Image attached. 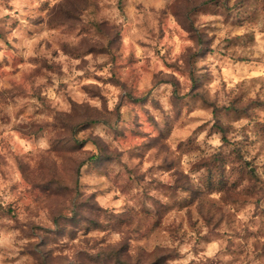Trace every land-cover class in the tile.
<instances>
[{
    "label": "rangeland",
    "instance_id": "obj_1",
    "mask_svg": "<svg viewBox=\"0 0 264 264\" xmlns=\"http://www.w3.org/2000/svg\"><path fill=\"white\" fill-rule=\"evenodd\" d=\"M50 0H46L43 8L47 9ZM142 5H136L139 10ZM110 4H102V0H64L60 6H54L49 12L46 29L53 33L49 38L41 40L34 47L36 55L25 57L21 52L26 48H17L15 45L24 44L26 39H31L36 31L25 28L19 20H12L7 31L0 29V41L4 42V47H0V52L4 55L0 58V165L8 166L11 160L16 169L20 172L23 184H11L8 189L10 195L19 194L20 204L24 206V211H28L33 205L47 208L53 215V222L58 225V230L51 233L45 231V240L48 243L60 248L69 249V245H60V240L68 237L75 240L82 232L85 238L95 231H120L125 234V239L117 246H111L96 251L72 246L71 250L77 258V264H166L169 259H182L183 257L176 248L161 247L157 245L151 253L147 252L146 246L154 244L156 241L170 240H195L199 245L201 242L209 244L214 240L226 239L227 247L225 254L233 259L227 264H264V160L260 159L261 152H264V143L261 144V152H257L251 159L245 160V155H251L253 145L264 142V101L253 100L248 96V92L260 84L261 91H264V76H252L253 72H260L259 65L264 63L255 55L241 54V49L247 51L256 44L255 33H239V29L245 27L246 23H251L254 19V12L245 7L243 3L235 7L228 6V0H176L172 6V14L177 17L179 29L163 27L159 28L158 34H154L155 39L163 43L165 37L180 42L183 40L181 30L189 32L190 39H195L198 51L191 53L185 58V67L181 69L178 64H169L165 60L170 54L171 48L161 56V49H153L155 55L160 57L165 63V67L175 68L183 74L186 72L191 80L190 91L181 96L180 83L174 77L169 80H161L155 77L159 83L171 82L173 84V94L170 102L173 105L174 116L164 114L163 122H158L151 116L143 105L151 97V92L143 99L133 95L134 87H129L127 81L134 83L141 78L140 73L146 72L143 65L137 68L140 63L136 60L134 53H130L127 59L122 57V31L120 25L115 24L108 15L111 11ZM117 10L121 14H126L128 0H117ZM163 14V13H162ZM212 15L223 18V23L229 28V32L220 38V44L213 48V44L218 39L216 35L209 37V31L216 32L218 29L208 23L202 30L194 28L195 19L199 15ZM10 18L6 17L5 21ZM42 22V21H41ZM4 23V22H0ZM29 23L33 21L29 20ZM162 23V21H161ZM78 29V31H77ZM16 31L17 36H13L11 42L8 37ZM75 33L83 37L78 46H70L69 38ZM99 37V39H96ZM142 47H152L144 45L138 41ZM59 50V51H58ZM219 50L220 56L231 62L233 65H242L241 72H246L251 77L250 87L243 88L231 96L229 102L217 106L214 102L209 104L205 99L207 92H201L206 84H211L214 77L207 65L203 69H196L195 64L198 59H207L208 55L215 56ZM60 52L73 59H81V65H76L77 71L86 67L89 63L82 58L92 55L93 59L100 55H108L113 64V76L105 81L103 77L88 73L91 78L100 83H113L127 90L125 99L131 105L139 106V110L133 109L129 114V120L125 121L128 127L124 131H115V139L129 148L131 157H138L142 164L152 163L153 159L161 160L159 165L153 164L148 169V173L154 170L173 172L179 174L181 180L176 185L169 186L157 184L145 187L144 176L148 173H141L139 167L128 169L125 166L124 173H117L114 182L104 184L99 181V177L107 176L109 171L105 165L120 163L118 156L107 155L111 151L110 146H102L100 155H92L87 162L90 166L89 179L92 186L98 185L97 193L86 201L77 203L72 208V215H67V206L76 195L72 188V163L75 161L77 153L82 148L80 140H76L72 147L71 136L73 132L67 127L47 129L43 124H36L34 116L43 115L47 110L36 108L30 102L38 100L44 102L43 93L47 90L45 85L37 86V81L43 79L47 87L53 88L59 94V90L67 88L63 83L69 73L63 71V64L56 63ZM34 65V67H29ZM107 65H98V69ZM218 72L222 74L223 69L217 65ZM71 72V66L69 67ZM202 72V74H198ZM117 76L123 79H117ZM80 79V78H77ZM56 81H60L59 89L53 87ZM240 87V86H238ZM84 91L90 96L101 95L103 89L96 86H85ZM159 95V94H158ZM103 99V96H101ZM200 107L211 108L213 119L200 124L192 136L186 141H180L177 150L181 152L198 151L199 145L195 143L197 133L209 129V136L214 132L222 134L224 145L229 149L227 152L221 151L211 157L210 160L202 161L200 165L193 166L196 171L203 169L198 184H192L187 176L180 169L182 161L180 157H175L167 143L171 139L173 131L182 132L189 122H197L199 117H192L191 113L196 110L197 102ZM153 106L161 110L158 100L153 99ZM29 107L34 109L29 112ZM8 109H12L11 112ZM187 109V111H185ZM119 106L117 108V113ZM21 117L28 122L17 125L14 120ZM100 119L96 114H92L90 122L95 123ZM120 117L117 115V121ZM225 120L227 123H222ZM246 120L241 129L232 127L233 123ZM211 124V128H209ZM90 125H85V127ZM52 137L53 151L57 159L41 156L39 154L31 158L21 157L11 151V140H15L19 145L20 140L26 137L39 139L45 132ZM5 133H9L11 140ZM156 133V135H153ZM230 133H238L244 136V140L233 142L229 139ZM251 136H255L253 141ZM147 141V143H145ZM153 149L156 151L152 157L148 153ZM142 166V165H141ZM78 172V169H77ZM95 172V175L91 173ZM55 185V187H53ZM150 187H155L168 198V203H162L155 197L148 195ZM118 188L122 195L136 202L137 207H127L126 211L119 216L106 211L99 204L94 203V196L107 195ZM136 190L133 194V190ZM187 193V195H184ZM219 197L216 199L215 197ZM114 199H118L115 197ZM146 201L152 202V207H148ZM251 207L250 218L247 223L239 222L238 216ZM16 209L10 204L5 211L0 207V218L4 215L12 216ZM104 221H107L105 223ZM87 243V240L85 241ZM194 254L196 249L194 246ZM67 257H63L66 261ZM40 264H62V261L50 252L47 260ZM195 264V262H190ZM207 264H225L224 261H208Z\"/></svg>",
    "mask_w": 264,
    "mask_h": 264
},
{
    "label": "clouds",
    "instance_id": "obj_2",
    "mask_svg": "<svg viewBox=\"0 0 264 264\" xmlns=\"http://www.w3.org/2000/svg\"><path fill=\"white\" fill-rule=\"evenodd\" d=\"M45 2L46 0H0V22H4L0 23V29L7 31L12 20H19L20 24L25 28L36 31V34L31 39H26L24 44L15 45L17 48L27 49V51L20 53L25 57L36 55L33 49L38 42L53 35L46 29L47 18L52 7L62 5L64 0H50L47 9L43 8ZM175 3L176 0H128L126 14H121L116 8L117 0H102V4H110L112 6L111 11H107L106 15L115 24L123 28L122 57L127 59L130 53H134L136 60L140 62L137 68L143 65L147 69L146 72L140 73L141 78L138 82L134 83L132 80H128L127 83L130 88H135L133 95L139 99H143L151 92V97L143 105V108L161 123L164 120V114L169 117L174 116L173 105L170 102L174 88L171 82L159 83L155 77L158 76L161 80H169L174 77L180 83L179 94L181 96H185L190 91L191 80L186 72L181 74L175 68L165 67L164 61L155 55L153 49L159 47L161 56H163L164 52L169 50V48L165 47V45H168L171 51L165 57V60L169 64H178L181 69L185 67V58L191 53L198 51L196 40L188 38L191 34L183 30H181L183 40L180 42L168 39L167 36L163 43L155 39L154 34H158L160 27H163L165 31L169 27L179 29L177 17L171 11ZM240 3H243L245 7L250 8L254 12V19L251 23H246L245 27L240 28L238 31L240 34L246 32L255 33L256 39L255 46L247 51L241 49V54L255 55L261 61H264V0H228L229 7H235ZM136 5H142V7L137 10ZM6 17L10 19L5 21ZM29 20L33 21V23H29ZM210 22H216L212 26L218 29L216 32L209 31L207 34L209 37L213 35L218 37L213 44V48H216L220 44V38H223L229 32V28L224 25L222 17L203 14L199 15L198 19H195L194 28L200 31ZM17 35L18 33L13 31L11 36L8 37L9 41L11 42L12 37ZM81 39L83 37L73 33L69 38L70 46H78ZM96 39H99V37H96ZM138 41L152 47H142ZM0 47H4L3 41H0ZM189 49L191 53H189ZM3 55L4 53L0 52V58ZM82 59L89 63L86 67L77 71L75 66L81 65L82 60L73 59L60 52L56 63L63 64V71L69 73L63 81L67 88L59 90V94H57L53 88L47 87L45 80L40 79L37 81V86L45 85L47 89L43 93L44 102L43 104L38 100L30 102L36 108L48 106L43 115L33 117L36 124H43L47 129L56 130L61 127H67L73 132L70 138L71 146H75L76 140H80L83 145L77 153L71 169L73 191L81 195L74 196L68 204L67 215L69 217L72 215V208L77 203L86 201L98 191V185L92 186V182L89 179L91 170L87 160L92 155H100L102 146H110L111 151L106 154L118 156L120 161V163H116L113 160L112 163L105 165V168L110 171L107 176L99 177V181L104 184L114 182L117 173L125 172V166L128 169H136L137 166H140L139 171L141 173H148V169L153 164L159 165L162 163L161 160L153 159L152 163L142 164L138 157L130 158L129 148L114 138L116 134L114 130L124 131L128 127L125 121L129 120V114L133 109L138 111L139 106L129 104L126 99L123 103L121 102V98L126 97V89L113 83H100L87 75L88 73H94L96 76L103 77L105 81L109 80L113 76V71L111 70L114 67L109 62L110 57L108 55H100L93 59L92 55H87ZM105 64L107 66L103 67L102 70L98 69V65ZM205 65L209 67L214 77L211 84H206L204 89L200 90L202 93L207 92L205 99L209 104L214 102L217 106L227 104L231 96L239 92L241 87H250L251 77L248 73L240 71L243 66L233 65L228 60L223 59L219 54V50L215 56L208 55L207 59H198L195 67L200 70ZM217 65L223 69L222 74L218 72ZM70 66L71 72H69ZM29 67H34V65H29ZM259 67L261 71L253 72L252 76H264V63H261ZM198 74H202V72ZM117 79L122 80L123 78L117 76ZM59 83L60 81H56L53 87L59 89ZM85 86L100 87L103 92L98 96H90L88 92L84 91ZM257 93H259V99L264 101V91H261L260 84H256L248 92V96L255 100L257 99ZM101 96H103V99ZM153 99L158 100L161 110L153 106ZM199 105L200 102L198 101L197 108L191 113V116L201 119L197 122H189L182 132L173 131L171 139L167 141L174 156L181 158L182 168L180 171L188 177L192 184L199 183V178L204 171L203 169L196 171L193 166L200 165L202 161L210 160L212 156L221 151L227 152L229 150L224 145L222 134L214 132L209 136V129H205L195 136V143L199 145L200 150L191 152L177 150L179 142L186 141L188 137L192 136L200 124L208 121H211V124L216 122L212 116V109L210 107L202 108ZM118 106L119 110L117 113ZM8 111L11 112L12 109H8ZM28 111L33 112L34 109L29 107ZM92 114L100 117L95 123L90 122ZM260 114L264 116V112ZM117 115L120 117L119 122L117 121ZM221 122L227 123L225 120ZM13 123L22 125L28 122L24 117H21L19 120H14ZM247 123L246 120H241L233 123L232 127L239 130ZM211 124H209V128H211ZM85 125L90 126L85 127ZM153 135H156V133H153ZM5 136L11 140L9 133H5ZM229 139L233 142L242 141L244 136L238 133H230ZM251 139L255 141L256 137L251 136ZM11 143V151L21 157L26 155L27 158H31L39 154L50 157L53 160L57 159L53 151L52 137L48 135L47 131L39 139L26 137L20 140L19 145H17L15 140H11ZM262 143L264 142L258 141L254 144L251 155H245L244 159H251L257 152H261ZM155 151L153 149L148 153V156L152 157ZM260 159L264 160V152H261ZM173 172H176V169H173ZM173 172L154 170L144 176V185L148 187L155 181L157 184L162 183L174 186L178 180H181V177L179 174L173 175ZM91 174L95 175V172ZM16 183L23 184V179L15 164L9 160L8 166L0 165V207L6 211L8 206L12 204L16 209L12 216L4 215L3 218H0V264H40V262L47 260L50 252H53L54 256L62 261V264H77V258L71 250L72 246L89 249L94 254L109 245L117 246L126 238L125 234L120 231H95L90 234L89 238H85L81 232L75 240H69L68 237L62 238L60 245H69V249L60 248L57 250L56 245L45 240V231H41L43 229L55 233L58 230V225L53 222V215L43 205L39 207L33 205L28 211H24V206L20 204L19 194L10 195L8 193L9 186ZM135 192L136 190L134 189L133 194ZM148 195L159 199L162 203L169 202L167 196L157 191L155 187L149 188ZM184 195H187V193H184ZM115 197H118V199H114ZM215 198L219 199L218 196ZM93 202L116 216L124 213L126 206L137 207L136 202L122 195L118 188L107 195L96 194ZM146 203L148 207H152L151 201H146ZM250 213L251 207L239 214L238 221L247 223ZM104 222L107 223V221ZM86 240L87 243H85ZM157 245L176 248L183 257L182 259H169L166 264H190V262L207 264L208 261L216 260L224 261L227 264L233 259L232 256L224 252L227 247L226 239L214 240L209 244L201 242L199 245L196 244L195 240H185L183 242L181 240H176L175 242L170 240L156 241L154 244L146 246L147 252H153ZM194 246L197 254H194ZM63 257H67V260L63 261ZM133 264H136L135 260Z\"/></svg>",
    "mask_w": 264,
    "mask_h": 264
}]
</instances>
